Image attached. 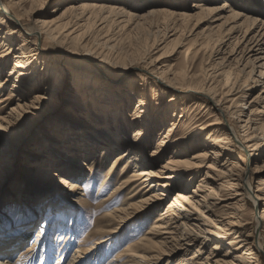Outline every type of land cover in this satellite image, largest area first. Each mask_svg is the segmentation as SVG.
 <instances>
[{
	"label": "bare ground",
	"instance_id": "obj_1",
	"mask_svg": "<svg viewBox=\"0 0 264 264\" xmlns=\"http://www.w3.org/2000/svg\"><path fill=\"white\" fill-rule=\"evenodd\" d=\"M49 1L39 0L40 5ZM153 1L140 13L141 9L126 8L112 0H69L63 12L58 13L60 9L56 8L54 13L46 12L44 19L27 25L25 8L28 4L32 7L36 0H0V159L10 161L14 153L24 154L34 165L28 172L33 181L30 188L36 183L43 185L42 191L35 193L36 200H29L19 187L22 191L18 190L14 205L25 208H16L17 225L0 233V264H26L24 259L35 257L41 240L52 251L46 223L56 209L62 216L55 229L60 253L57 264H85L92 259L103 264H161L164 259L168 264H264V169L258 166L264 156V19L240 9L232 0L219 5L201 0L180 10L167 5V1ZM150 16L161 17L149 25L148 34L154 36L152 45L149 43L140 54L116 55L119 43L143 28ZM206 21L209 25L195 33ZM43 36L44 41H40ZM187 40H193L190 44L198 52L209 46L208 73L203 83H197L196 74L179 72L172 69V64L163 63V53H152L155 44L156 49L166 51L171 44H188ZM80 42L129 59L156 83L157 93L163 89L186 93L193 96L194 102L187 104L193 107L186 113L184 104L171 103L174 98L167 103L158 101L155 106L145 90L136 95L132 88L142 83L132 69L106 71L98 62L88 66L81 59L55 53L57 48L80 53L83 59L97 57L79 50ZM186 50L189 58L190 50ZM11 61L8 78L3 79ZM127 73L138 77L124 84ZM102 74L108 80L101 81ZM67 76H71L74 91L62 110L59 104L50 103L46 94L58 96ZM5 80L11 82L7 94L2 93ZM258 85L262 89L251 97ZM125 95L130 103L138 102L129 114ZM161 110L168 116L162 126L170 125L156 139L161 124L156 126L154 118ZM206 111L211 114L207 118ZM47 118L48 125L42 127ZM130 130L131 139L126 137ZM153 140L155 146L148 153L147 145ZM242 148L245 159L238 160L235 151ZM113 155L99 192L105 190L116 167L123 163V168L117 176L119 183L104 204L116 202L128 187L132 190L105 213V225L100 220L98 228L87 232L82 239L85 243L80 242L69 258L70 240L80 234L75 227L77 218L78 223L83 219V210L75 208L73 198L83 189L79 178L85 175L87 183L91 181L96 164ZM248 156L251 164L246 163ZM259 175L262 177L257 179ZM55 177L59 178L57 185L53 184ZM60 186L66 190L58 200L64 208L51 209L54 203L58 205L51 193ZM2 201L0 197V204ZM164 201V211L156 215L147 233L110 258L122 226L148 210L157 212ZM249 202L254 207L251 215L246 211ZM46 204L51 211L34 245L12 263V256L33 224L44 219ZM69 217L75 222L69 223ZM106 242L107 253H102ZM212 242L203 256L202 247ZM192 246L195 252L190 254ZM48 253L44 247L41 264H45L44 259L48 261Z\"/></svg>",
	"mask_w": 264,
	"mask_h": 264
},
{
	"label": "rangeland",
	"instance_id": "obj_2",
	"mask_svg": "<svg viewBox=\"0 0 264 264\" xmlns=\"http://www.w3.org/2000/svg\"><path fill=\"white\" fill-rule=\"evenodd\" d=\"M117 2L118 4H122L124 6H126V8L128 7H133L135 9H141L140 13L145 12L144 10L147 9V7L149 5H151L152 3H154L153 0H150L152 2H144L143 0H138L137 2L139 4H141V6H139V4H137L136 1H130V0H112ZM158 1V0H155ZM167 1V2H165ZM175 1V2H174ZM180 1V2H179ZM201 0H164V2L167 5H170L171 7L180 10L183 5L187 4L188 6L193 5L194 2H198ZM207 1V0H206ZM209 1H213L214 5H219L222 4V2L224 0H209ZM57 2V3H56ZM231 2V1H230ZM232 2H238V6L240 7V9L246 11L249 14H253L255 16H258L259 18H261L262 20L264 19V0H232ZM250 2V3H249ZM60 4V6H56V4ZM64 3H69V0H67L65 2V0L62 2L61 0H50L47 4L45 5H40L39 0H36L35 4L31 7L29 6L30 4L27 5V8H25L26 13H25V23L27 25H31L34 24L42 19H44L46 17V12H53L54 9L59 8L60 11L58 13L63 12V10L65 9V5ZM175 3V5H173ZM209 3V2H208ZM79 4V3H78ZM111 4H113V2H111ZM36 10H34L35 7ZM239 9V8H238ZM161 19L160 16H150L144 27L143 28H138L139 30H137L131 37L126 38L125 40H122L118 47L120 50L116 49L114 50V53L116 55L119 56H127V55H131L129 53L132 52H136L138 54L143 53L146 48L150 45H152V43L154 42V36H149L148 34V29H149V25L151 23L154 22H158ZM191 22V21H190ZM209 25V21H206L205 23H203L202 25H200L197 29V31L195 33L200 32L201 29H203L204 27ZM161 35V34H160ZM187 36V35H186ZM188 39H191V37H189ZM40 41H44V36L42 38H40ZM188 41V40H187ZM193 40H190V42L188 41V44H184L182 47H178L175 44H171L168 49L166 51H162L156 49V45L155 44V48H153L152 53H155L157 51L158 55L162 54V61L163 63L166 64H172V69L173 70H178L179 72L184 71L186 73L189 74H196L197 75V83H203L204 82V77L205 75L208 73V67H207V60L209 57V51L207 50L209 46L205 45L202 47V50H200L199 52L197 51V47L195 46H191L190 43H192ZM48 44L53 47V45L48 42ZM77 48L81 51H84V49L88 52H90L92 55H96V58H92L91 56L88 55V59H83V57H81L79 54L80 53H67L64 51H61L59 49H55V53L56 54H64L65 56L73 59H81L85 62V64L89 65H94L96 62L100 63L103 70H109L111 69V71H120L123 69H132L134 71L137 72V74L139 75V78H141V81H139V83H142L141 85H137L135 87L132 88L133 92L136 93V95L140 94L143 90H145V92H147L149 94V98L153 100V104H157L158 101L159 102H168L170 99L171 103L174 104H184L183 106L186 107V113H189V111L191 110V107L187 106V104H192L194 102V100L192 101V97L190 95H187L186 93H179L177 91H171L169 89H163L161 90L159 93H157L154 89L157 86L155 82H153L151 79L148 78L147 73L143 70V69H139L136 68V66L130 64V60L129 59H124V58H119L117 56L112 55L110 53H108L106 50H103L101 48H97V50L91 48L90 46H83L81 44V42L79 44H77ZM93 46V45H91ZM187 47L190 50V56L189 58H187ZM85 52V51H84ZM101 59H103L104 61L101 62ZM12 67V61L9 63V65L6 68V71L3 73L2 78L6 79L8 78V74H9V69ZM113 74H117V73H113ZM137 74L134 75H129L128 73L126 75H124V84H126L125 82L130 80L132 77H138ZM257 76H258V72H257ZM103 81L105 78V75L102 74L101 76ZM104 77V78H103ZM108 80V79H107ZM6 81V86L3 90V94H7L9 92V89L11 87V82H9L8 80ZM112 81V80H109ZM121 81V80H120ZM133 85H135L134 83H132ZM145 84V85H143ZM262 89L261 85L255 86L253 91L251 92V97L255 96L256 94L259 93V91ZM72 91H74V87L72 84V80H71V76H67L66 77V81L65 83L62 85V91L58 92V96L54 95H47V100H49L50 103H54V104H59V109L62 108V110L65 109L66 104H67V100L70 97V94L72 93ZM114 91V90H112ZM90 94V92H88ZM44 95V93H42ZM160 94V95H158ZM190 94V93H189ZM54 97V98H53ZM192 101V102H191ZM17 102V100H16ZM15 102V103H16ZM127 108L126 113L129 114V112H131L132 110H134V107L136 105V103H138L136 100L134 101V103H130L129 101V97L127 95H125V100H124ZM93 103V102H92ZM129 104V105H128ZM134 106V107H133ZM156 106V105H155ZM133 107V108H131ZM130 108V109H129ZM155 108V107H154ZM190 109V110H189ZM196 110H194L192 113H194ZM51 115V114H50ZM50 115L48 117H50ZM211 114L209 111L205 112V118L209 117ZM156 116V115H155ZM167 115H165L164 110L160 111V114H158L154 120L156 121L155 125L157 123H162V121H166L167 119ZM212 119V118H211ZM50 118H47L44 121V124L42 127H46L49 123ZM166 123L165 125L162 126V124L160 125V127H158V129L156 130V139L160 136V133L164 131H167V127L170 125ZM45 125V126H44ZM157 126V125H156ZM161 131V132H160ZM182 131V129H181ZM158 133V134H157ZM132 130H130V132L128 131V134L126 135L127 138L131 139L132 138ZM154 142V143H153ZM29 146L31 144H28ZM155 146V140H153L152 142H150L147 145L146 150L148 151V153H150L152 151V149ZM25 148V145L23 146ZM244 148L240 149H236V156L235 158L238 160H243L244 158V153L245 151L243 150ZM6 150H9L8 148H6ZM14 155V159L12 158L10 161H7L5 159H0V197L3 198V201L1 202L2 204H6L4 207L2 206V204H0V233L3 232H7L9 229L15 227L17 225V221H15V217H16V213L14 211H16V208H25L24 205H14V199H17L18 192L23 189V195L27 196L29 200H36L35 199V193L38 191H42L43 189V185H34L33 187L30 188V184L33 183V181L31 180V177L29 176L28 172L31 169V167L34 168L33 162L30 160H26V157L24 156V154L22 153H18V154H13ZM169 155L166 154L165 156L167 157ZM27 156V155H26ZM162 157V161H165L166 157ZM114 155L112 156V158H110L108 161L106 159H101L100 162H98V164H96L95 169L93 171L94 175L91 181H89L87 183L88 178H85V175H82L79 178L80 183H82V187L83 189H79L77 190L73 195L75 197V201L74 204L77 206L75 208H80L83 210L82 213V222L78 223L80 220L79 218H77V221L75 224V227L77 228V231L80 232V234L73 240H70V247H68V257L70 258L74 252L75 249L77 248V246L79 245V243H85V241H83L82 239H84V237L91 231L94 230L96 228L99 227V223L98 221H104V225H105V213L107 212H111V210L114 209L115 206H118V203L120 204L124 197L128 195V192L131 191V187H128L126 190H124L123 192H121L116 198V202H113L111 204L105 205L103 200L105 198H107L113 187L119 183L117 176L121 174V170L123 168V163L119 164L115 171H114V175H112L110 181L108 182L107 187L105 188L104 191L99 192L100 189V184L101 181L103 179V177L106 175L108 167L110 166L112 160H113ZM26 160V161H25ZM31 162V163H30ZM247 164H251L252 163V159L249 158L247 159ZM258 166H262L264 169V156L260 159L259 161V165ZM205 170V169H204ZM128 172H131V169H128ZM53 173V172H52ZM87 174L89 173L86 172ZM57 176L59 177L60 173H56ZM86 174V175H87ZM204 174V172H202V174L200 173L199 177L197 178L200 179V177H202ZM49 175V174H47ZM77 177L78 174H76ZM51 177V176H50ZM55 177L53 184L56 183V185L59 183V178ZM259 177H262L261 175L257 176V179ZM49 178V177H48ZM52 178V177H51ZM50 178V180H51ZM71 180H78L76 177H71ZM186 182V181H185ZM67 184V183H66ZM193 185H191V188ZM21 187V189L19 188ZM19 190V191H18ZM55 192L52 191L51 193V197L53 199H55L56 201L60 200V198L62 197V194L66 191L65 189H63V187L60 186V188H54ZM22 191V190H21ZM99 192V193H98ZM83 193V194H82ZM69 195V193H68ZM173 196V195H172ZM12 197V198H11ZM42 198L44 196H41ZM48 198L51 199L52 198ZM11 198V199H10ZM171 198V197H170ZM169 198V199H170ZM28 199H25L26 201ZM82 199V200H81ZM28 200V201H29ZM48 202V201H47ZM46 202V203H47ZM59 203L61 204V201H58L56 205V203L53 204V206H51L52 208H64L61 204V206L59 205ZM165 204L166 201L160 203V207L158 208V211L153 213V211L148 210L146 212H144V214L142 215L141 218H136L137 220H131L129 222H127L126 224H124V226H122L121 231L119 232V236H118V243L117 246H114L115 248L112 249V251L110 252V258L114 257V255H116L117 253L121 252V251H125L128 249L129 244L136 242L139 237L143 234V233H147V231L150 229V227L153 224L154 218L156 217V215L160 214L162 211H164L165 208ZM35 206V205H34ZM47 209H44L43 211V215H44V219H39V221H34L35 223L33 224L32 228L30 229V233L27 236V238L25 239L24 243L15 251L14 255L12 256V263L16 262L18 260V258L20 257V255L22 253H24L26 251V249L30 246H33L35 243V239H36V235L39 232L41 225L44 223L45 217L47 214L50 213L51 209H48V205L46 204ZM7 207V208H6ZM247 208V212L248 214H253V208L251 202H249ZM78 209V210H80ZM20 213V212H19ZM50 215V220L47 224L48 229H46L47 234H48V240H49V245H52V251L48 249V247H46L45 242L43 240H41L39 242V245L36 246L35 249V257H31L27 256L24 259V262L26 264H41V259H42V255L44 254V247H45V252H49L48 254V261H45V264H57L58 262V255L60 253H58V249H59V243H55V241L57 240V232L55 229L56 226H58L59 221L61 220L62 216L59 210H55V211H51ZM18 214V213H17ZM55 214V215H54ZM76 217L78 215H75ZM79 217V216H78ZM53 218V219H52ZM72 217H69V223H74L75 220L71 219ZM54 220V222L52 223L51 221ZM57 220V221H56ZM72 220V222H71ZM74 227V228H75ZM107 227V225H106ZM88 232V233H87ZM46 234V235H47ZM68 240V239H67ZM202 240V238H201ZM69 241V240H68ZM68 241H66V243H68ZM57 242V241H56ZM108 243L106 242L105 245H103L101 252L103 253H107V249H108ZM199 244V243H198ZM197 244V245H198ZM213 244L210 243V245H207L204 247H202L203 252V256H206L208 251H210L211 245ZM44 245V246H43ZM69 245V244H68ZM90 243H87L85 246H90ZM48 246V245H47ZM202 246V245H201ZM194 249V250H193ZM193 250V251H192ZM192 252V253H191ZM195 252V246H192V248L190 249V254H193ZM68 258V259H69ZM29 260V261H28ZM8 260H5V263ZM31 261V262H30ZM97 261V262H96ZM106 261V260H105ZM88 263L85 264H103L102 262H99L97 259H92V260H88ZM167 259L163 260V262L161 264H168L167 263ZM7 264V263H6ZM80 264V263H78ZM172 264V263H169Z\"/></svg>",
	"mask_w": 264,
	"mask_h": 264
}]
</instances>
